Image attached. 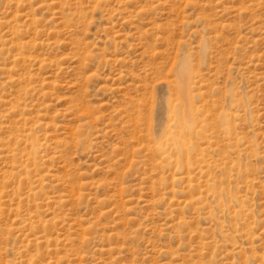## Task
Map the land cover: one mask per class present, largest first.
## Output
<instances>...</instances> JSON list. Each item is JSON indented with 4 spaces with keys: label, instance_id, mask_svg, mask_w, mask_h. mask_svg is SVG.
Segmentation results:
<instances>
[{
    "label": "rangeland",
    "instance_id": "1",
    "mask_svg": "<svg viewBox=\"0 0 264 264\" xmlns=\"http://www.w3.org/2000/svg\"><path fill=\"white\" fill-rule=\"evenodd\" d=\"M0 264H264V0H0Z\"/></svg>",
    "mask_w": 264,
    "mask_h": 264
},
{
    "label": "bare ground",
    "instance_id": "2",
    "mask_svg": "<svg viewBox=\"0 0 264 264\" xmlns=\"http://www.w3.org/2000/svg\"><path fill=\"white\" fill-rule=\"evenodd\" d=\"M186 105V104H185ZM190 109V108H189ZM186 110V109H185ZM184 111V110H183ZM190 111V110H189ZM185 112V111H184ZM186 116V115H185ZM190 116V115H189ZM186 118H188L187 116H186ZM185 119V118H184ZM189 119V118H188ZM191 121V120H190ZM178 142V141H177Z\"/></svg>",
    "mask_w": 264,
    "mask_h": 264
}]
</instances>
